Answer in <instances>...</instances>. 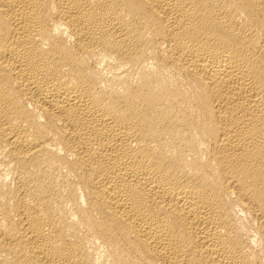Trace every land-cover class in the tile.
Listing matches in <instances>:
<instances>
[{
    "label": "bare ground",
    "instance_id": "obj_1",
    "mask_svg": "<svg viewBox=\"0 0 264 264\" xmlns=\"http://www.w3.org/2000/svg\"><path fill=\"white\" fill-rule=\"evenodd\" d=\"M0 264H264V0H0Z\"/></svg>",
    "mask_w": 264,
    "mask_h": 264
}]
</instances>
